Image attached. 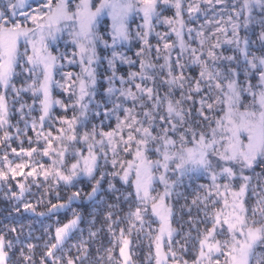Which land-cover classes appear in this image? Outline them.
Here are the masks:
<instances>
[{"label": "trees", "instance_id": "16d2710c", "mask_svg": "<svg viewBox=\"0 0 264 264\" xmlns=\"http://www.w3.org/2000/svg\"><path fill=\"white\" fill-rule=\"evenodd\" d=\"M58 1L0 0L2 264H157L164 188L161 264H232L246 230L258 232L247 264H264V132L257 152L243 134L232 155L225 121L261 113L264 131V0H114L120 24L103 0L88 40L70 19L45 44L47 69L29 42ZM64 1L78 12L81 0ZM6 30H17L8 72ZM136 155L154 179L143 197L122 180Z\"/></svg>", "mask_w": 264, "mask_h": 264}, {"label": "rangeland", "instance_id": "374dc122", "mask_svg": "<svg viewBox=\"0 0 264 264\" xmlns=\"http://www.w3.org/2000/svg\"><path fill=\"white\" fill-rule=\"evenodd\" d=\"M25 2V0H21ZM105 4H109V2L104 1ZM113 2V3H112ZM110 5L112 8V12L110 15V19L116 21V23L120 24V21L123 19L121 18L124 13V6L120 3H115L113 0ZM120 4V5H119ZM99 6V5H98ZM102 6V7H101ZM105 6V5H104ZM103 0L100 4V8H91L90 0H81L78 3V12L73 14L71 10H67L66 2L64 0H59L58 3L53 4L49 12L43 17V21L35 28L34 31L31 32L33 38L30 39V44L32 46V55L35 61L43 62V65L46 66L47 69H51L52 67V60L51 58L45 54L42 50L46 43H50L54 40L56 36L59 34L60 27L65 24L66 20H75V23L81 33V37L88 40L89 37L87 36L89 31V24H92V19H94L98 13L102 14L104 11L103 9ZM128 9V8H126ZM140 13L143 14L145 17H150V13L147 10V7H141ZM127 10H125L126 13ZM121 14V15H120ZM84 16V23L81 22V17ZM119 21V22H118ZM21 30V29H17ZM17 30H6L3 33L1 38L2 44L5 46L6 49L10 50L9 55L4 58L2 62V69L5 72H8L12 68L13 64V55L11 50L13 49L15 43V36ZM49 71V70H47ZM261 88H264V79L261 82ZM263 95V94H262ZM50 93L49 91L42 87L41 88V97H42V114L41 119H46L50 112L51 102H50ZM264 100V97H262ZM264 102V101H263ZM234 115V114H233ZM228 121V130L234 134L235 139L233 141V149L231 152L232 155L237 153L239 150L242 149V141L239 136L243 134L246 135V144L245 149H247L246 153H255L258 151L259 146L261 144V139L263 136V120L261 113H258L256 116L250 115H239L238 118L234 119L233 116L230 118L225 119ZM205 139V140H204ZM209 148V144L207 143L206 137L198 141L197 145L192 148L191 152L188 154L190 162L189 166H194V164L198 163V160H201L205 156L206 150ZM135 161H133L130 166L127 168L124 175H122V180L125 182L131 181L133 183V188L138 196L143 197L145 196L150 189V185L153 182V175L151 174V168L146 164L142 155H136ZM196 159V160H195ZM86 172V168L84 167L82 170ZM170 195V189L164 188V191L160 193L157 198L156 203H154L155 211L157 217L162 222V225L159 229V236H158V245H157V254H159L157 264H161L162 255H161V246H162V239L166 236L169 232V217L171 215L170 204L169 200L167 199ZM234 209H231L229 212H225V217L230 220V216L232 218ZM242 237L239 241V247L236 248V253L234 254V258L232 264H247V258L250 252V247L256 240L258 236V232L256 230H246L245 233H241ZM208 243L204 242V247H208ZM215 246V244H214ZM207 250V248L205 249ZM201 257L204 256V252L201 253ZM3 253L1 250L0 245V264L3 263ZM126 259V257H125Z\"/></svg>", "mask_w": 264, "mask_h": 264}, {"label": "water", "instance_id": "95a60500", "mask_svg": "<svg viewBox=\"0 0 264 264\" xmlns=\"http://www.w3.org/2000/svg\"><path fill=\"white\" fill-rule=\"evenodd\" d=\"M63 234H64V232H63V233H61V235L59 236V237H60V238H59V240L62 238Z\"/></svg>", "mask_w": 264, "mask_h": 264}, {"label": "flooded vegetation", "instance_id": "af4514ba", "mask_svg": "<svg viewBox=\"0 0 264 264\" xmlns=\"http://www.w3.org/2000/svg\"><path fill=\"white\" fill-rule=\"evenodd\" d=\"M82 19H83V20H82ZM82 19H81V22H82V24H83V23H84V21H85V20H84V16H83V18H82Z\"/></svg>", "mask_w": 264, "mask_h": 264}]
</instances>
